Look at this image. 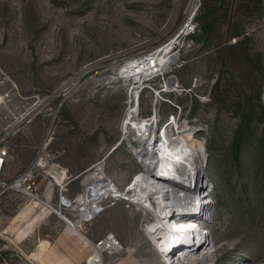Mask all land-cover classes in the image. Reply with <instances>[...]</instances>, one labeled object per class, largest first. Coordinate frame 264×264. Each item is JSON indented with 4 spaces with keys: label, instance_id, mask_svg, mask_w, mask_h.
<instances>
[{
    "label": "rangeland",
    "instance_id": "1",
    "mask_svg": "<svg viewBox=\"0 0 264 264\" xmlns=\"http://www.w3.org/2000/svg\"><path fill=\"white\" fill-rule=\"evenodd\" d=\"M194 2L195 11L193 0H0V145L24 165H44L33 197L1 198L0 264H76L110 233L120 248L103 252L105 264H264V0ZM177 32L178 58L144 83L141 115L157 106L158 128L177 117L197 131L211 219L197 252L167 262L147 232L151 210L106 196L73 229L62 217L76 222L80 211L61 195L77 200L96 178L124 191L144 172L123 141L136 84L120 73ZM57 166L62 190L50 176ZM45 202L53 213L38 225Z\"/></svg>",
    "mask_w": 264,
    "mask_h": 264
},
{
    "label": "bare ground",
    "instance_id": "2",
    "mask_svg": "<svg viewBox=\"0 0 264 264\" xmlns=\"http://www.w3.org/2000/svg\"><path fill=\"white\" fill-rule=\"evenodd\" d=\"M193 4L195 11L194 0ZM172 47L173 42L170 41L157 50L148 51L145 56L127 63L120 73L121 78L132 79L136 84L128 93L129 109L122 125L123 141L141 158L144 172L138 174L124 191L104 178H96L85 185L77 200L62 198L64 206L80 211L76 222L62 217L73 229L98 213L101 200L106 196L129 200L151 210L155 223L147 226V232L167 262L174 253L197 252L202 247V225L211 219L210 189L205 179L206 147L196 139L197 131L189 129L177 117L158 128L157 106L151 117L141 115L140 95L144 83L151 80L152 75L155 77L165 72L175 61L177 56L172 53ZM171 126H175L177 135L172 134ZM60 179L61 176L58 182ZM154 182H159L160 186L155 188L151 184ZM44 204L53 210L49 202ZM55 212L61 215L59 210ZM108 244L113 245L106 240L104 247Z\"/></svg>",
    "mask_w": 264,
    "mask_h": 264
},
{
    "label": "built area",
    "instance_id": "3",
    "mask_svg": "<svg viewBox=\"0 0 264 264\" xmlns=\"http://www.w3.org/2000/svg\"><path fill=\"white\" fill-rule=\"evenodd\" d=\"M179 35H180V32H177V34L172 37V40H171L173 41L172 53L174 52L177 46V43L174 41V39L177 38ZM177 58H178V54H177ZM151 77L153 78L154 75H152ZM196 82H197V79L195 78L194 83ZM6 157H7V148L5 146L0 145V203H1L2 196L10 190L18 192L26 196H31L35 192V189L38 183L37 174H36L37 170L39 169V167L44 166L40 159H38V161L34 160L32 161V163L28 164L23 169V171L16 174L10 180L4 181L1 178L4 174V165L6 163ZM53 171H54L53 174L52 175L50 174V176H52L56 184L59 185L60 189L62 190L66 182L64 181V179H66L65 170H62L58 168L57 166L56 168L53 169ZM60 176H61V179H60V182H58L57 179ZM28 192H30V195L28 194ZM62 198L63 197L61 195V199ZM0 238L6 239L5 230L0 231ZM106 240H110L113 243V245L109 246L108 244L107 246L104 247V243ZM12 244L14 245L13 246L14 249H16L17 245L14 243ZM87 245L89 249L86 254V257L76 264H105L104 259H103V252L106 250H111V252H114L118 249V247H120V243L115 238V236L111 233L100 241H89Z\"/></svg>",
    "mask_w": 264,
    "mask_h": 264
},
{
    "label": "crops",
    "instance_id": "4",
    "mask_svg": "<svg viewBox=\"0 0 264 264\" xmlns=\"http://www.w3.org/2000/svg\"><path fill=\"white\" fill-rule=\"evenodd\" d=\"M124 121V120H123ZM26 159H28L27 157H26ZM28 165V164H27ZM27 165H24V164H22L20 161H18V157L17 156H14L13 154L12 155H10V154H8L7 155V157H6V163H5V165H4V174H7V175H16V174H18V173H20L21 171H23V168L25 167V166H27ZM54 208V207H53ZM50 213H53V212H51L50 210H48L47 209V213H46V215L44 216V218H42V220L38 223V225L42 222V223H45V221L46 220H44V219H48V217H46L48 214H50ZM61 219V218H60ZM63 220V219H62ZM60 241H61V238H60ZM13 243V242H12ZM15 244V243H14ZM49 246H51V241L49 242ZM12 246H14L13 244H12ZM37 247V246H36ZM35 247V248H36ZM33 252H35V253H40V252H36L34 249H33ZM65 263H63V264H67V263H70V262H72L71 260H68L67 261V259H65V261H64ZM57 264H59V263H57ZM75 264V263H74Z\"/></svg>",
    "mask_w": 264,
    "mask_h": 264
},
{
    "label": "trees",
    "instance_id": "5",
    "mask_svg": "<svg viewBox=\"0 0 264 264\" xmlns=\"http://www.w3.org/2000/svg\"><path fill=\"white\" fill-rule=\"evenodd\" d=\"M221 1H222V0H221ZM200 28L203 30V32L206 33L209 27H208L206 24L202 23L201 26H200ZM239 35H241V34L236 32L234 36H239ZM239 43H240V42H239ZM3 253H4V252L0 253V262H1V259H2V254H3Z\"/></svg>",
    "mask_w": 264,
    "mask_h": 264
},
{
    "label": "water",
    "instance_id": "6",
    "mask_svg": "<svg viewBox=\"0 0 264 264\" xmlns=\"http://www.w3.org/2000/svg\"><path fill=\"white\" fill-rule=\"evenodd\" d=\"M90 168H91V167H88L87 170L90 169Z\"/></svg>",
    "mask_w": 264,
    "mask_h": 264
}]
</instances>
